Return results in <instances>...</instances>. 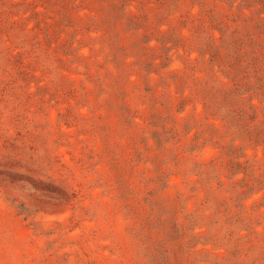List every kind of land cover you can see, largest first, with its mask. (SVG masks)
Instances as JSON below:
<instances>
[{"label": "rangeland", "instance_id": "obj_1", "mask_svg": "<svg viewBox=\"0 0 264 264\" xmlns=\"http://www.w3.org/2000/svg\"><path fill=\"white\" fill-rule=\"evenodd\" d=\"M20 1L0 0V157L21 113L13 170L65 200L1 180L0 264H264V101L232 92V45L223 73L202 55L221 22L264 55V0H75L64 41L61 9L39 30Z\"/></svg>", "mask_w": 264, "mask_h": 264}, {"label": "trees", "instance_id": "obj_2", "mask_svg": "<svg viewBox=\"0 0 264 264\" xmlns=\"http://www.w3.org/2000/svg\"><path fill=\"white\" fill-rule=\"evenodd\" d=\"M75 0H43L41 3H35L31 5V15L35 20L34 27L35 29L41 30V27L49 28L53 25V17L57 16L56 8H59L63 11V16L60 17L55 25L58 27L57 35L54 37V41H64L60 35L65 33V30L68 27H72L71 17L73 13L77 10V5L74 4ZM19 4L20 6L30 5L29 0H21ZM37 7H41V10H37ZM25 11V10H23ZM217 30L219 32V37L216 39L212 35L207 36V41L203 44L202 47V55L208 56V63L212 67H217L220 72H224L222 67L225 66L226 62L224 60L225 55H227L229 45L234 47L233 55L230 57L232 58V62L228 65V67L234 71L237 67H241L242 69L238 70L240 73H244L241 76L234 75L231 73H223L226 77L230 78L232 81V92L238 96H244L248 94L249 96L245 98L246 105L248 109L253 107L252 100L254 98H259L260 101H264V77H260L255 74V70L264 71V55L260 51V45L254 42L253 44L246 43L243 39H240L239 36L236 37V31L232 30L229 31V25L223 24L222 22L219 23ZM203 22L200 21L199 26H202ZM74 29V27H73ZM254 34V33H253ZM259 34V32H258ZM76 35V33H75ZM74 36V35H73ZM49 37V31L46 32V38ZM236 37V38H235ZM248 39L247 35H244ZM0 38L6 41V35L2 31V27L0 24ZM72 38V37H71ZM73 40L70 39L69 42H64L62 45L65 46L67 51H71V45ZM247 47L248 50L243 51V48ZM9 56L13 58V63L15 68L18 70L19 74L22 76L28 75L23 62L24 58L20 52H13V48L9 50ZM241 55H245L250 57V61H245L241 58ZM77 55H74L76 57ZM244 63V64H243ZM251 68L254 72L252 75L246 73L247 68ZM24 77H22L23 79ZM5 90V84L3 83L0 87V93L3 94ZM55 91L56 100L59 101L61 98V102H63V98L61 96V92ZM45 94V93H43ZM27 97L30 94L27 92ZM64 118L66 115L61 114ZM13 123L21 124L20 128L15 132L14 136H8L2 145L3 149L6 151V154L0 157V181L1 180H8L10 182L16 181H25L31 189L34 191H39L43 193H49L52 195H57V197L62 198L65 200L64 191L62 189L57 188V186L53 185L50 181H44L37 177H32L29 175H22L18 174L13 170V167L16 166L15 162L18 152L23 147H27L28 150L31 152L35 151V148L30 142L29 132L25 130L27 127V119L21 113H17L13 117ZM257 129V134H261L264 132V124L263 127L258 129L257 126H254ZM11 153V155L8 154Z\"/></svg>", "mask_w": 264, "mask_h": 264}]
</instances>
